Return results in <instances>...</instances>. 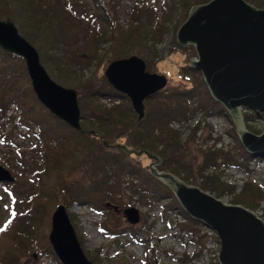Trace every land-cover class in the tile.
<instances>
[{"label": "trees", "instance_id": "trees-1", "mask_svg": "<svg viewBox=\"0 0 264 264\" xmlns=\"http://www.w3.org/2000/svg\"><path fill=\"white\" fill-rule=\"evenodd\" d=\"M1 1H7L11 5V9L0 7L1 13L6 12L5 15H0V19L3 21L8 19L9 22L18 24L20 33L36 48L41 63L51 78L64 88L80 90L82 96L78 100L81 120L88 118L87 112L91 111L94 113V117L108 128L106 131L99 125L97 130L94 129L97 134H103L104 139H106L100 146L93 137L96 136V133L90 132L86 122H81L82 129L78 131L57 118L38 100L24 59L0 48V89H4L13 98L17 108L27 115L26 117L20 116L19 122L29 131L23 138H26L27 141L31 139L32 143H29L32 144L31 147L35 146L33 150L37 155V158L30 156V160L24 161L23 164L30 168L37 177L39 184L44 182L41 190L48 194L37 191L35 197L29 202L30 205L25 208L29 213L25 216L29 219L28 230L25 234L31 236L34 232L44 234L48 247L52 249L49 241L51 220H49L46 229H42L47 221L44 225H39L40 217L37 215L39 203L43 202L45 207L48 206L50 199H58L61 196L58 190L63 189L62 197L69 205L73 203L84 204L92 207L95 211L106 213H112L111 211L116 206L121 211L118 204H123L125 194L119 189V186L123 183L132 191L133 197L139 195L144 200L146 199L145 205L158 206L162 201L168 200V207L165 206L164 212L167 214L177 211L185 219L184 223L178 222L176 225L179 237L182 235L190 236L191 240L199 245L198 253L192 257L187 254L184 255L178 259L179 263L189 264L193 260L199 259L206 250L208 236L203 233L206 226L184 211L172 190L157 180L150 173V168L143 165L141 160L135 161L136 155H124L117 147V142L128 132L130 138L133 139L131 149L147 150L157 154L160 158L163 156L162 152L158 151L160 146L164 147L168 154L180 150L182 146L184 147V145L181 146L179 132L171 128L172 124L189 120L198 110L204 112L206 116L222 113L221 104L214 99L202 73L196 68L193 69L202 76L204 88L201 84L193 86L191 79L183 76L179 82L180 86L168 87L149 97L145 102V107L147 106L145 117L137 122L135 119L137 115L126 95L116 91L109 84L95 87L92 79H86L84 75V71L88 70L98 58L97 70L101 71L102 68L109 67L115 61L137 55L144 58L150 66L149 69L153 70L152 63L157 55L152 54L153 49L148 46V42L152 41L155 44L156 39L153 37L152 28L155 13L159 10L157 6L154 3H142L135 6L128 12V25L125 26L121 24L119 16H116L109 8L106 0H92L95 4L96 14L99 16L96 15L95 17L98 20L97 26L96 21L87 16L88 5L82 0H74V2L73 0ZM211 1L164 0V3L160 5V10L171 14L179 12V16H182L179 21L181 26L188 20L190 12L194 8ZM245 1L257 9L264 10V0ZM176 28H180L178 24ZM107 44L109 49H105L104 54L100 53V48ZM177 45L184 48L180 44ZM189 46H193L194 54L197 55L196 47L194 45ZM99 54L103 55L99 57ZM198 97H203L202 100L205 101H202L200 107L192 108L191 104ZM103 99L121 103L107 110L103 108ZM5 101L6 99L0 100V113L2 115L7 113ZM92 105L95 110L101 113L94 112ZM86 110L88 111L86 112ZM250 118L252 115L248 114L247 119L250 120ZM31 123L37 125L33 127L30 125ZM119 124L125 126V131L118 136L116 128ZM34 128H38L39 132L35 133ZM197 130L198 127L193 130L194 137ZM35 139L36 141H34ZM54 142L57 143L58 147H54ZM95 148L96 156L86 154L88 149ZM108 148L114 150L108 151ZM239 152L240 155L235 150L230 153L225 152L224 148L218 149L216 146L208 148L204 169L201 168L197 175L193 174L191 167L186 168L188 171L184 172L185 174L180 172V167L172 165L170 167H172V172L180 177H185V180H187L186 177L192 176L205 177L202 187L206 189L205 191L215 193L216 198L219 199L221 196L235 194L237 187L227 182L226 184L222 177L214 171H217L218 168L221 170V167H234L242 168L248 174L251 172L249 162L255 156L248 152L241 142ZM98 154H100L99 157ZM221 155L224 156L225 162L219 165L217 160ZM83 158L90 160L84 162ZM82 162L94 174L93 180L90 177L85 184L69 183L68 177L64 176L65 173L69 175L77 165H82ZM90 165L91 167H89ZM163 169L161 165L159 171H163ZM207 169L214 170L213 174L204 176L203 173ZM234 202L236 205H243L253 212L256 211L260 202H264L263 187L247 183ZM57 207L56 204L52 206L51 214ZM21 223L22 219L20 218L18 225L22 226ZM101 229L106 231L104 225H101ZM142 232L143 230L133 232V242L146 244L140 238ZM25 241L26 238H21L20 242L25 243ZM216 243L220 245L218 238H216ZM17 251L9 250L5 263L19 264L21 253ZM148 252L153 253L152 250ZM85 253L89 260L93 261L88 252ZM215 259L217 258H213L208 264H220ZM93 262L95 264L97 262L98 264H112L108 257L103 260L99 257L97 262Z\"/></svg>", "mask_w": 264, "mask_h": 264}, {"label": "rangeland", "instance_id": "rangeland-1", "mask_svg": "<svg viewBox=\"0 0 264 264\" xmlns=\"http://www.w3.org/2000/svg\"><path fill=\"white\" fill-rule=\"evenodd\" d=\"M82 2L88 5L86 9L87 16L91 20L96 21L95 24L98 26V20L95 18L98 14H96L94 2L92 0H82ZM106 3L109 4V8H111L113 13L119 16L121 24L125 26L128 25L129 20L127 14L135 6L142 3H154L159 9L155 13V20L152 28V34L156 40L154 41L155 44L149 41L148 46L153 49L152 54H156L157 58L152 63L154 69L151 70L149 69L150 66H148L147 61L141 57L146 62L147 72L166 75L168 79L166 89L168 87L180 86L179 82L183 76L189 77L193 86L201 84L204 88L202 76L200 73L193 70L195 68L193 64L198 60V55L194 54L193 46L180 48L177 45L179 44L178 32L183 26L182 24L181 26L179 25L180 18L182 17L179 16V12H175V14L173 12L171 14L160 10V5L164 3V0H106ZM0 7L11 9V5L7 1L3 2L0 0ZM5 13L6 12H0V15H5ZM4 21L9 22L8 19ZM15 24L19 29L18 24ZM177 24L180 28H176ZM108 47V44L102 46L99 52L103 53ZM103 54H99V57ZM137 56L139 57V55ZM98 61L99 58L88 70L84 71L85 78L92 79V83L96 85L95 87L109 84L105 76L108 67L98 71ZM76 91L78 92V97H81L82 93L80 90ZM4 99H6L4 105L7 113L6 115L0 113V165L9 171L14 181L0 182V264H7L5 262H7V253L9 250H18L17 252L21 253V262L19 264H58L60 261L52 249L48 247L44 234L38 232H34L32 236L25 234L28 230L29 223V219L25 218V216L29 215L25 208L30 205L29 202L35 197L37 191L45 193V191L41 190L43 188L42 183L44 184V182H40L41 184H39L37 177L31 172L30 168H27L25 164H23L24 161L30 160V156L37 158L33 150L35 146L31 147L32 144L29 143L31 139L27 141L25 140L26 138H23L29 131L19 122L20 116L26 117L27 115L23 114V111L17 108L16 104L13 102V98L4 89H0V100L3 101ZM202 99L203 97L196 98L191 104V107H200L202 101H205ZM102 103L103 108L110 110L113 106L119 105L121 102H112L103 99ZM221 109L222 113H215L212 116H206L204 112L198 110L189 120L172 124L171 128L179 132L180 143L181 146L184 145V147L182 146L180 150L173 151L169 154L162 146L158 149L163 155L161 157V165L164 169L161 172L170 173L182 180L187 186L199 188L202 191L204 190L203 192L214 197L217 196L215 193L213 194L209 191H205L206 189L202 187L205 177L192 176L186 177L187 180H185V177H180L178 174L172 172V167L170 166L180 167V172H182V174L188 171L186 168L191 167L193 174L197 175L201 168L204 169V164L207 161L206 153L208 148L216 146V148H224L225 152L230 153L235 150V152L240 155L241 153L239 150L242 129L254 135L263 134L264 115L243 109H238L235 114H232L222 104ZM87 111L88 110H86V112ZM94 112L101 113L95 110V108ZM87 113L88 118L85 120L83 119L82 122H86V126L90 129V132H95L94 129L97 130L99 125L108 131V128L94 117V113L91 111ZM248 114L252 115L250 120L247 119ZM135 119L136 122L139 120L138 115ZM30 125L35 127L37 124L31 123ZM196 127H198V130L194 137L193 130L196 129ZM34 129L35 133L39 132L38 128ZM116 130V134L119 136L121 132L125 131V126L119 124ZM102 135L97 133L96 136L92 135L100 146L103 144V141L106 140L104 139V135L103 137ZM210 136L211 139H209ZM115 140L117 139L115 138ZM34 141H36V139ZM117 143V145L129 146L130 148H128L131 149L133 146V139L130 138L127 132ZM54 145V147H58L55 142ZM109 150L114 149L108 148V151ZM86 154L88 156H96V148L88 149ZM99 156L100 154H98V157ZM82 157H84V154H82ZM137 159L141 160L143 165L149 168L151 164L155 162L145 155L137 157L135 159L136 162L138 161ZM83 160L85 162L90 159L83 158ZM217 161H219V165H222V163L224 164V156L221 155ZM84 162H82V165H77L69 175L65 173L64 176L68 177L67 180L69 183L85 184L90 177L93 180L94 174L91 173V170L89 171ZM249 163L250 174L245 172L242 168L234 167H221V170L218 168L217 171L207 169L203 173L205 176L213 174L214 171V173L222 177L225 183L227 182L237 187L235 194L225 195L219 198L226 205H236L234 201L247 183L261 186L264 190V158H257L255 156V158L250 159ZM89 167H91V165ZM159 168L160 166L158 170ZM119 189L125 194L124 202L123 204H118L121 208L120 212L113 208L114 210L111 211L112 213L95 211L92 207L84 204L73 203L69 205L62 197L64 190L59 189L58 192L61 193V196L58 199H50L49 205L46 207L43 202L37 205V207H39L37 210L39 211L37 215L40 217V220H38L39 225L42 226L47 221V224L42 227V229H46L49 220L52 219L54 214H51L52 206H54V204L58 207L64 205L70 215L71 222L82 248L85 252H88L90 259L95 262H97L99 257L102 260L108 257L112 264H180L178 261L179 258H182L186 254L192 257L195 253H198L199 245L191 240L190 236L182 235V237H179L176 225L178 222L184 223L185 219L180 216L177 211L167 214L164 212L165 206L168 207V200L162 201L158 206L145 205L147 200H144L139 195L133 197L132 191L128 189L125 184L122 183ZM132 207L139 210L141 216V220L137 225H131L123 214L126 208ZM254 213L264 222V202H260L259 208L254 211ZM20 218L22 219V226L18 225ZM101 225L105 226L106 231L101 229ZM136 230H143L140 238H142L146 244H136L133 242L132 234L136 232ZM203 233H206L208 236L206 250L199 259H195L189 264H208L213 258H217L215 261L219 262L220 245L216 243V238H218L216 233L207 227H204ZM21 238H26L25 243L20 242ZM148 249L152 250L153 253H149Z\"/></svg>", "mask_w": 264, "mask_h": 264}, {"label": "water", "instance_id": "water-1", "mask_svg": "<svg viewBox=\"0 0 264 264\" xmlns=\"http://www.w3.org/2000/svg\"><path fill=\"white\" fill-rule=\"evenodd\" d=\"M178 43L196 47L198 60L194 67L202 73L214 99L230 113L243 109L264 115L263 9L245 0H212L190 12L178 32ZM0 48L24 59L38 100L57 118L80 131L78 92L50 77L36 48L13 22L0 20ZM105 76L116 91L130 99L140 120L145 117L146 100L168 85L165 75L147 72L146 62L138 56L113 62ZM241 142L248 152L264 158V132L254 135L242 129ZM117 147L126 156L146 155L155 161L150 166L151 174L172 190L190 217L216 233L220 264H264V222L253 211L241 205H226L199 188L187 186L178 177L159 171L162 159L157 154L121 144ZM13 181L9 171L0 165V182ZM123 214L131 225L141 220L136 208H126ZM49 241L61 264H94L82 248L64 205L52 216Z\"/></svg>", "mask_w": 264, "mask_h": 264}]
</instances>
